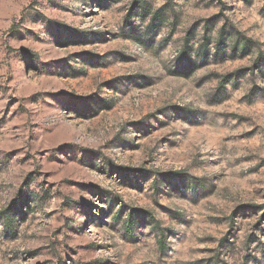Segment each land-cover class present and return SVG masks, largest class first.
Returning a JSON list of instances; mask_svg holds the SVG:
<instances>
[{"label":"rangeland","instance_id":"374dc122","mask_svg":"<svg viewBox=\"0 0 264 264\" xmlns=\"http://www.w3.org/2000/svg\"><path fill=\"white\" fill-rule=\"evenodd\" d=\"M0 264H264V0H0Z\"/></svg>","mask_w":264,"mask_h":264},{"label":"trees","instance_id":"16d2710c","mask_svg":"<svg viewBox=\"0 0 264 264\" xmlns=\"http://www.w3.org/2000/svg\"><path fill=\"white\" fill-rule=\"evenodd\" d=\"M174 175H175V176H178V177H179V176H182L181 173H175Z\"/></svg>","mask_w":264,"mask_h":264}]
</instances>
